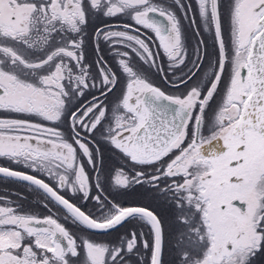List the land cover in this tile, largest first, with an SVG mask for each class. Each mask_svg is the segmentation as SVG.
<instances>
[{"label": "snow or ice", "instance_id": "1", "mask_svg": "<svg viewBox=\"0 0 264 264\" xmlns=\"http://www.w3.org/2000/svg\"><path fill=\"white\" fill-rule=\"evenodd\" d=\"M0 178V264H260L264 0H0Z\"/></svg>", "mask_w": 264, "mask_h": 264}, {"label": "flooded vegetation", "instance_id": "2", "mask_svg": "<svg viewBox=\"0 0 264 264\" xmlns=\"http://www.w3.org/2000/svg\"><path fill=\"white\" fill-rule=\"evenodd\" d=\"M166 67L167 65L165 64V68ZM13 193H19L25 198L23 201L25 206H35L39 198L36 192L30 191L27 187L20 184L4 181L2 178H0V196H7ZM12 198L15 199L16 198L15 195H13ZM135 198H136L135 194L130 195L128 197V199H135ZM160 210L162 212L166 211L165 206L161 204ZM40 211L43 213L45 212L43 211V209H40ZM69 226L72 228L73 231H79V229L76 226H72V225ZM93 238L98 241H108L112 239V236L105 235L103 233H96L93 235ZM260 264H264V260H262Z\"/></svg>", "mask_w": 264, "mask_h": 264}, {"label": "rangeland", "instance_id": "3", "mask_svg": "<svg viewBox=\"0 0 264 264\" xmlns=\"http://www.w3.org/2000/svg\"><path fill=\"white\" fill-rule=\"evenodd\" d=\"M38 198V197H37ZM43 211H45V210H43ZM43 213V212H42Z\"/></svg>", "mask_w": 264, "mask_h": 264}]
</instances>
